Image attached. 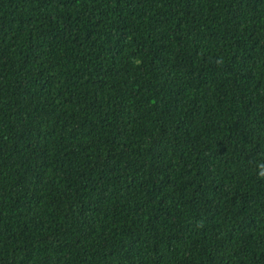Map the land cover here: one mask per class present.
<instances>
[{"label":"trees","instance_id":"1","mask_svg":"<svg viewBox=\"0 0 264 264\" xmlns=\"http://www.w3.org/2000/svg\"><path fill=\"white\" fill-rule=\"evenodd\" d=\"M264 0H0V264H264Z\"/></svg>","mask_w":264,"mask_h":264},{"label":"clouds","instance_id":"2","mask_svg":"<svg viewBox=\"0 0 264 264\" xmlns=\"http://www.w3.org/2000/svg\"><path fill=\"white\" fill-rule=\"evenodd\" d=\"M260 171L258 172V178L264 179V165H258Z\"/></svg>","mask_w":264,"mask_h":264}]
</instances>
